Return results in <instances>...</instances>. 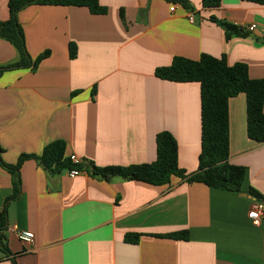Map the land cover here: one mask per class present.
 <instances>
[{
  "label": "crops",
  "instance_id": "0c3cea01",
  "mask_svg": "<svg viewBox=\"0 0 264 264\" xmlns=\"http://www.w3.org/2000/svg\"><path fill=\"white\" fill-rule=\"evenodd\" d=\"M188 1L192 11L165 0H100L104 16L77 7L22 10L18 21L31 59L50 56L36 70L0 77L2 161L14 166L22 155L40 156L47 145L64 141L67 156L82 165L152 164L157 136L169 132L180 168L197 172L201 86L163 81L156 69L175 57L225 55L229 66L246 64L251 79L264 80V5L221 0L207 11L202 0ZM8 2L0 0L1 21L9 19ZM211 17L256 29L227 41ZM18 61L16 48L0 40V67ZM229 120L230 163L247 171L240 194L176 177L171 185L152 186L107 182L86 171L54 175L29 160L20 170V194L9 201L13 176L0 165V211L7 212L11 253L0 250V264H13V257L16 264H264V218L254 225L248 217L259 202L249 189L264 196V144L248 137L244 94L229 101ZM184 231L187 242L154 237ZM20 232L33 233L35 243L20 241ZM127 234L142 235L139 244L126 243Z\"/></svg>",
  "mask_w": 264,
  "mask_h": 264
},
{
  "label": "trees",
  "instance_id": "16d2710c",
  "mask_svg": "<svg viewBox=\"0 0 264 264\" xmlns=\"http://www.w3.org/2000/svg\"><path fill=\"white\" fill-rule=\"evenodd\" d=\"M165 1L181 5L188 11L193 10L188 0ZM246 1L264 5V0ZM34 5L86 8L95 16L108 14L107 7L102 6L100 0H9V19L0 20V40L7 41L16 48L19 61L0 67V77L8 71L20 68L36 70L39 64L50 56V52H46L33 61L27 51L25 33L19 24L18 15L25 8ZM220 6L221 0H202L204 10H215ZM121 19L125 22L124 10L121 11ZM210 20L224 30L227 41L233 37L251 36L244 27L220 21L215 17H211ZM260 40L264 42V38ZM69 52L70 59H76L77 46L70 44ZM155 75L163 81L198 83L201 86V153L197 172L188 174L180 168L177 140L169 132H162L157 136V158L154 163L129 167H98L94 163L75 165L71 157L67 156V144L64 141L47 145L40 156L22 155L16 165L9 166L2 161L4 151L0 148V165L13 176L14 194L9 201L18 198L20 194V170L29 160H35L54 175L64 171H86L92 178L107 182L120 178L152 186L171 185L172 179L176 177L189 184L198 183L210 189L242 193L247 171L244 167L230 163L229 101L241 94L246 96L248 137L264 144V80L251 79L246 64L237 63L229 66L227 56L215 58L206 54L198 61L175 57L170 66L157 68ZM248 193L255 199L264 201V196L255 189L250 188ZM7 230L8 217L6 210H3L0 211V250L10 257L11 253L5 242ZM154 237L187 242L190 234L184 231ZM141 238L142 235L127 234L125 242L136 245ZM12 262L16 264L15 257L12 258Z\"/></svg>",
  "mask_w": 264,
  "mask_h": 264
},
{
  "label": "built area",
  "instance_id": "2783aa9c",
  "mask_svg": "<svg viewBox=\"0 0 264 264\" xmlns=\"http://www.w3.org/2000/svg\"><path fill=\"white\" fill-rule=\"evenodd\" d=\"M172 11H174V9H172ZM190 21L192 23L194 22V16L190 17ZM246 29L252 33L255 31L256 25L249 26ZM71 160L75 165L81 164L79 159H77L75 156H72ZM69 174L71 177H77L81 174V171L73 170V171H70ZM248 217L254 225H259L264 218V202L262 201L257 202L253 206L252 210L249 212ZM18 237L20 241H22L23 243L27 245L31 246L35 243V235L31 232H20L18 234Z\"/></svg>",
  "mask_w": 264,
  "mask_h": 264
}]
</instances>
